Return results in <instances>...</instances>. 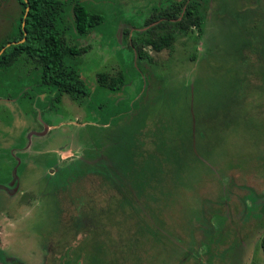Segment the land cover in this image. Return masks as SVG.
I'll use <instances>...</instances> for the list:
<instances>
[{
  "label": "rangeland",
  "instance_id": "374dc122",
  "mask_svg": "<svg viewBox=\"0 0 264 264\" xmlns=\"http://www.w3.org/2000/svg\"><path fill=\"white\" fill-rule=\"evenodd\" d=\"M189 2L200 20L182 30ZM76 4L102 22L77 32ZM54 30L86 50L68 63L87 95L60 96L25 56L0 70V264H264V0H61ZM151 31L170 46L141 48ZM135 142L155 163L134 210L101 175L50 180L100 153L138 182Z\"/></svg>",
  "mask_w": 264,
  "mask_h": 264
},
{
  "label": "trees",
  "instance_id": "16d2710c",
  "mask_svg": "<svg viewBox=\"0 0 264 264\" xmlns=\"http://www.w3.org/2000/svg\"><path fill=\"white\" fill-rule=\"evenodd\" d=\"M19 1L21 3L22 13L17 21V33L13 38L1 43L0 49L9 42H16L22 38H25V41L18 45H11L4 50L0 55V70L11 66L21 56H25L37 63L42 69V82L54 86L60 96L66 94L75 101L79 97L86 96L85 87L79 78L77 70L68 63L69 58L85 53L86 50L65 46L61 37L54 30V22L61 8V0H27L26 3H24L23 0ZM27 6L29 10L24 18V28H21L24 10ZM191 6L189 2L188 7H185L182 17L178 20L177 24L182 30L189 26L199 24L200 19L195 14L194 7L191 8ZM73 13L76 30L80 34H85L90 28L102 22V17L100 15L88 12L86 8L80 4L74 6ZM162 25L163 22L160 23L159 26ZM23 29L26 33L25 36ZM172 38L173 35L171 32L159 35H154V33H152L151 36L146 37L142 41L140 47L144 48L150 46L153 50L160 52L164 48L170 46ZM140 52L139 50L138 53ZM123 82L124 77L120 73L117 77H110L105 73H99L97 75V83L111 91L119 89L123 85ZM135 145H137V152L136 154H132L134 160H132V156L129 154L130 158L127 162L128 164H133L131 161H134V163L137 161L139 167L142 169L145 168L141 171L144 175L140 176L138 167V182L130 180V183L126 184V180L124 179L120 184L118 175L120 174V176L125 177L128 173L126 171L127 167L124 163L116 165L111 163L109 159L101 158V155H99L100 153H94L89 157L87 161L89 168L87 170L84 165V168H81V166L59 168L55 170L54 177H50V180L53 182H64V184L67 183L70 185L75 183L76 179L78 180L83 177L87 172L94 175H101L110 181L111 188L120 196L122 204L134 210L135 205L139 204L141 202L140 199L145 195L147 187L153 182L150 175L153 172L152 168L155 163L154 156L145 155V153L140 150V145L136 142ZM82 162L84 163V161ZM131 194L135 200L130 198ZM96 222L99 221L96 219L94 225L89 226L97 228ZM86 225L88 226V222L83 220L76 221L74 226L75 231L77 232L84 229ZM260 246L264 254V236L261 239Z\"/></svg>",
  "mask_w": 264,
  "mask_h": 264
},
{
  "label": "water",
  "instance_id": "95a60500",
  "mask_svg": "<svg viewBox=\"0 0 264 264\" xmlns=\"http://www.w3.org/2000/svg\"><path fill=\"white\" fill-rule=\"evenodd\" d=\"M24 2L26 3L27 0H24ZM28 10H29V7H27L26 10H25L24 18L26 17ZM22 28H24V21L22 22ZM23 32H24V36H25L26 33H25L24 29H23ZM24 41H25V38H22V39L19 40V41H16V42H9V43H7L4 47H2V48L0 49V55L4 52V50H5L7 47H9V46H11V45H18V44H21V43H23Z\"/></svg>",
  "mask_w": 264,
  "mask_h": 264
},
{
  "label": "flooded vegetation",
  "instance_id": "af4514ba",
  "mask_svg": "<svg viewBox=\"0 0 264 264\" xmlns=\"http://www.w3.org/2000/svg\"><path fill=\"white\" fill-rule=\"evenodd\" d=\"M2 1H4V0H0V6H2V7H0V10L3 8V3H2ZM23 2H24V0H23ZM2 3V4H1ZM18 5H19V8H18V10H19V16H17V21L19 20V17H20V15H21V13H22V10H21V3H20V1L19 0H17V2H16ZM25 3V2H24ZM28 7V6H27ZM26 7V8H27ZM26 8H25V10H26ZM25 10H24V14H25ZM167 18V17H166ZM180 18H178L177 20H179ZM24 21V15H23V20H22V22ZM22 22H21V28H22ZM18 23V22H17ZM152 32V31H151ZM153 33V32H152Z\"/></svg>",
  "mask_w": 264,
  "mask_h": 264
}]
</instances>
